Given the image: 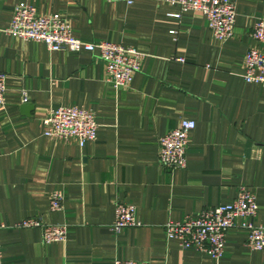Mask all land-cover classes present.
I'll list each match as a JSON object with an SVG mask.
<instances>
[{"label": "crops", "instance_id": "crops-1", "mask_svg": "<svg viewBox=\"0 0 264 264\" xmlns=\"http://www.w3.org/2000/svg\"><path fill=\"white\" fill-rule=\"evenodd\" d=\"M232 1L233 34L219 40L205 16H170L179 9L165 0H0L1 264H264V251L247 248L237 226L218 261L163 230L168 220L232 201L241 186L255 195L254 223L264 224V85L242 77L264 0ZM18 2L59 13L85 42L135 47L141 69L128 87L113 88L96 54L6 34ZM58 106L92 109L95 139L79 146L45 136L42 118ZM181 118L195 126L186 166L170 169L158 161V138ZM52 192L61 194L59 210L50 209ZM116 199L135 206L138 225L112 229ZM28 217L66 224L65 239L45 243L40 228L16 225Z\"/></svg>", "mask_w": 264, "mask_h": 264}, {"label": "built area", "instance_id": "built-area-1", "mask_svg": "<svg viewBox=\"0 0 264 264\" xmlns=\"http://www.w3.org/2000/svg\"><path fill=\"white\" fill-rule=\"evenodd\" d=\"M123 1L131 4L132 0ZM176 5L178 13H169L179 17L186 11H195L205 16L208 28L219 40H226L233 34L236 8L232 0H165ZM4 32L24 40L42 42L50 51L68 49L73 52L86 50L96 54L105 69V81L113 88H126L134 74L141 69L143 53L133 46L110 41L85 42L72 33L70 24L59 13L42 14L26 2L14 5L9 24ZM250 36L254 45L243 56L242 77L246 82H258L264 85V17L258 16ZM5 74L0 72V106L5 103ZM25 93L23 92V101ZM43 134L60 142L74 140L79 146L94 140L97 133L95 114L90 108L76 106H58L50 108L42 118ZM195 126L191 119L181 118L176 126L158 138L157 158L161 165L173 169L184 168L187 163L186 144L188 133ZM61 194L52 192L50 209L61 208ZM115 217L112 229L117 232L122 227L136 226L135 206L122 200H115ZM257 203L254 193L241 186L228 203L203 208L195 215H187L180 221L168 220L163 224L167 239H175L182 248H195L209 255L214 261L222 256L227 231L237 226L247 231L245 246L251 250L264 251V224L254 223ZM22 228L37 227L41 230L45 243L65 239L66 224H45L39 218L28 217L16 224ZM2 225L0 224V227ZM1 264V249H0ZM113 264H148L136 259H116Z\"/></svg>", "mask_w": 264, "mask_h": 264}, {"label": "water", "instance_id": "water-1", "mask_svg": "<svg viewBox=\"0 0 264 264\" xmlns=\"http://www.w3.org/2000/svg\"><path fill=\"white\" fill-rule=\"evenodd\" d=\"M20 109L24 111V113H29V111L32 109V107L29 105V103L27 102H23L21 105H20Z\"/></svg>", "mask_w": 264, "mask_h": 264}]
</instances>
